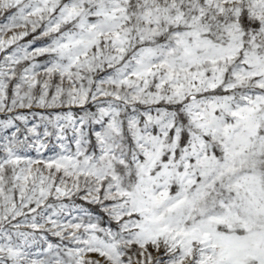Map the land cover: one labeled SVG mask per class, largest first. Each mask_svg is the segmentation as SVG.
<instances>
[{"label": "snow or ice", "instance_id": "6c2138e0", "mask_svg": "<svg viewBox=\"0 0 264 264\" xmlns=\"http://www.w3.org/2000/svg\"><path fill=\"white\" fill-rule=\"evenodd\" d=\"M0 17V264H264V0Z\"/></svg>", "mask_w": 264, "mask_h": 264}, {"label": "rangeland", "instance_id": "374dc122", "mask_svg": "<svg viewBox=\"0 0 264 264\" xmlns=\"http://www.w3.org/2000/svg\"><path fill=\"white\" fill-rule=\"evenodd\" d=\"M6 15H7V13H5V16H6ZM2 20H3V17H0V21H2ZM8 35H11V33H8ZM4 38H7V37H4ZM27 39L30 40L31 37H28ZM40 59H44V58H40ZM34 111H36V112H41V111H43V110L35 109ZM29 118L32 119V117H29ZM73 147H74V146H73ZM30 155H31L33 158H36V153H35L34 151H33L32 153H30ZM44 155H45V156L53 155V153H45ZM38 167H42V165H38ZM73 200L75 201V204H76V205L83 206L84 208L89 209V211H92V212H96V211H97V209H96L95 206H93V205H89V204H87L85 201H82V200H80V199H78V198H76V197H73ZM64 203H67V204L71 205V204H72V201L64 200ZM76 214H77V213L73 210V215H76ZM65 218H70V217H67V214H65ZM105 220H106V217H105ZM101 226H102V227H106L107 224L104 223V222H102V223H101ZM113 227H114V225H113ZM49 239H50V240H53V241H55V242H58L57 238L49 237ZM85 260H98V261L100 262V264H106L105 259H104L103 257H100V256L98 255V253H88V254H86V256H85Z\"/></svg>", "mask_w": 264, "mask_h": 264}]
</instances>
